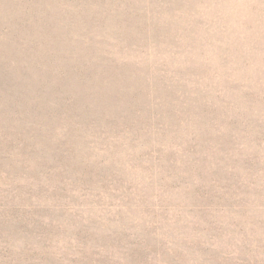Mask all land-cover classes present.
Segmentation results:
<instances>
[{
    "label": "rangeland",
    "instance_id": "rangeland-1",
    "mask_svg": "<svg viewBox=\"0 0 264 264\" xmlns=\"http://www.w3.org/2000/svg\"><path fill=\"white\" fill-rule=\"evenodd\" d=\"M0 264H264V0H0Z\"/></svg>",
    "mask_w": 264,
    "mask_h": 264
}]
</instances>
